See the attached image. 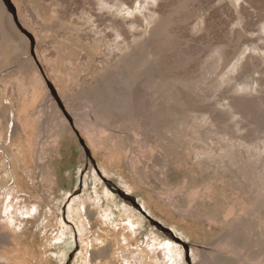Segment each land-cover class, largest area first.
<instances>
[{"label":"rangeland","instance_id":"obj_1","mask_svg":"<svg viewBox=\"0 0 264 264\" xmlns=\"http://www.w3.org/2000/svg\"><path fill=\"white\" fill-rule=\"evenodd\" d=\"M103 1L16 0L19 20L33 34L51 83L71 104L98 100L117 92L116 67L123 71L126 62L141 60L155 74L154 91L160 82L172 85L173 94L191 95L195 108L162 111L153 128L129 122L135 109L128 110L117 118L123 121L119 128L92 129L95 146L75 125L92 162L59 104V109L41 106L51 92L43 75L45 83L36 84L37 73L25 68L19 74L33 57L15 59L25 37L14 22L19 39L8 35L3 43L0 37V227L6 228L0 233L9 243L0 250V259L6 257L0 264H264V0H189L187 22L168 16L180 0H142L143 7L141 0H107L115 6ZM2 17L0 23L6 21ZM130 20L137 21L134 29ZM162 25L177 40L171 55L194 56L188 81L162 75L164 62L149 42ZM116 28L128 40L118 41ZM133 38L145 43L136 55L129 49ZM127 76L126 85L147 93L148 75L137 82ZM184 102L179 105L187 106ZM238 104L251 108L247 120L233 114ZM195 117L203 127L189 126ZM172 122L185 127L171 131ZM213 151L223 156L230 151L224 160L233 158L243 173L230 165L234 175L212 176L217 166L208 158L202 168L196 156ZM106 180L134 196L144 212Z\"/></svg>","mask_w":264,"mask_h":264},{"label":"bare ground","instance_id":"obj_2","mask_svg":"<svg viewBox=\"0 0 264 264\" xmlns=\"http://www.w3.org/2000/svg\"><path fill=\"white\" fill-rule=\"evenodd\" d=\"M13 3L15 4L16 8H17V11L20 13V9L18 8L17 4H16V0H12ZM105 3L108 5H114L107 2V0H104ZM103 1V2H104ZM158 1V0H157ZM197 1H200V0H197ZM254 1V0H252ZM114 2V1H113ZM189 2V0H180L178 1L177 3L173 4L172 6L169 7V12H168V16L170 19H173V21H180V22H187V20L189 21L188 16H189V9H188V6H187V3ZM146 3V1H142L141 0V4L143 7V5ZM108 5V6H109ZM148 5H152V4H148ZM118 6V5H116ZM171 8V9H170ZM150 10V9H149ZM157 11H155L156 13ZM0 13L3 15L2 19L3 18H6V21L3 20L2 23H0V34H1V39L3 40V43H7L6 41V38L7 36H11L13 38V41L14 40H18V35L15 34L12 30V27H13V24H14V21H13V15L12 13L7 10L4 2L2 0H0ZM133 13V12H132ZM132 16H134V13L132 14ZM1 19V20H2ZM167 19V18H166ZM191 19V18H190ZM109 20V19H108ZM5 21V22H4ZM172 21V20H171ZM96 22V21H95ZM115 22V21H114ZM4 23V24H3ZM129 25L132 26L131 29H134L135 27V24L137 23V21H132L130 20L129 22ZM119 24V23H117ZM134 26V27H133ZM139 26V25H138ZM142 26V24H141ZM140 26V27H141ZM163 26V25H162ZM168 25H165L163 26L164 29H162L163 27H161L160 29V26H159V29H154L152 30L151 32V36H150V46L151 48H153V52L154 54L160 59V62L163 63L161 66H163L161 70H163V76L165 77H169V78H172L174 77L175 79L177 77H179V80L180 78L181 79H184L188 81V78L190 75L189 74V71H188V66H189V63L190 61H192L191 59L194 57H191V55L187 54L186 52L185 53H181L180 55H178L179 53H177V55H175L174 51L172 53V55L174 54L175 56L171 58V54L170 52L172 51V49L174 47H176V43H177V40L174 38L173 36V31L168 27ZM115 27V26H114ZM137 27V25H136ZM25 28V27H24ZM26 30H28L27 28H25ZM115 30H117L118 32V36H117V40L119 41V39H127L128 40V37L125 36V33L123 31V29H118L116 28ZM136 30V29H135ZM29 31V30H28ZM139 31V30H137ZM30 32V31H29ZM31 33V32H30ZM177 33V32H176ZM32 34V33H31ZM139 35V33H135V37H137ZM143 36V35H142ZM24 37H25V47H24V51L23 53L19 50L17 56H16V60L17 58L23 56V55H31L30 54V46H31V41L30 39L24 34ZM134 37V38H135ZM178 36H176L177 38ZM133 38V41L130 42V45H129V49L132 50V55H136V52L139 51V50H143V48L141 47V49H139L138 47L139 46H142L144 45L143 42L141 44H138L137 41H135V39ZM140 38V37H139ZM23 39V37H22ZM132 39V38H131ZM137 39V38H136ZM141 40V39H139ZM9 41V40H8ZM140 42V41H139ZM147 43V42H146ZM179 43V42H178ZM114 44V43H113ZM9 45V44H8ZM105 45V44H104ZM119 45L122 47V44L119 43ZM106 46V45H105ZM118 47V46H117ZM178 47V46H177ZM176 47V48H177ZM105 48V47H104ZM21 49V48H20ZM122 49V48H121ZM176 51L175 52H178L177 49H175ZM224 50V48H223ZM146 51V50H145ZM226 51V50H225ZM222 50H218L217 51V54L218 53H221L222 54ZM228 52L226 51V54ZM142 54V53H141ZM171 56H170V55ZM153 55V53L151 54ZM155 55H153V57H155ZM194 55V54H193ZM145 57V54L144 56ZM130 59V58H129ZM145 61V59H144ZM159 61V60H158ZM168 61V62H167ZM166 62V63H165ZM127 63V64H126ZM125 64V69H123V71H120L118 70H115L114 69V76L117 78V83H119V88L117 89V92H114L109 90L107 91L108 94H104V97H101L100 99H94V100H91L90 102H86V101H80L79 103H76V104H71L70 103V98L68 99L67 97H64L61 92H60V88L54 84V87L57 91V93L59 94V97L61 98L62 100V103H63V106L65 107L66 111L68 112V114L71 116V118L73 119L74 121V124L77 125L81 131L83 133H86L87 135L90 136L91 138V144L92 146H95L97 142L93 141V132H92V129L95 127V130H96V127L98 128V132L103 129L105 131H112L113 128H119L120 125H122L123 121H120L118 122L117 121V118H120V117H126L127 114H128V110H132V109H135V112H132V113H135V119H128L129 122H136L138 126H144V128H153L154 126H156V123L158 122L159 120V114L163 111L164 113H168L169 115H171V113L173 111H177L178 113H182V111H184V109H187L188 107L190 109H193L195 108V105L192 104L193 100L194 99H191V95H187V94H181L179 96H177V94H173L172 92H174V86L170 85V86H164V84L166 83H162L160 82L158 88H159V91L156 92L154 91V86H156V82H157V79L156 77L154 76L155 74L152 72L151 68H147V69H143V63H146V62H143L141 60H132L130 61L129 63L126 62ZM148 63V62H147ZM160 64V63H159ZM147 65V64H146ZM144 65V66H146ZM121 67H123L121 65ZM120 67V68H121ZM237 67V66H236ZM27 69V73L28 71L30 73H32L33 75L35 73H37V76L34 78V83L36 84H41L42 82L45 83L43 77H42V74L39 70V67L37 66L35 60L32 58L31 60V63H27V64H24L22 63L21 64V71L19 72V74H24V69ZM158 68V67H157ZM143 69V70H142ZM186 69V70H185ZM19 70V69H18ZM182 70H185L184 73H181ZM24 71V72H23ZM16 73H18L17 71H15ZM16 73L14 75H16ZM39 73V75H38ZM190 73H192L190 71ZM132 75L133 76V80L134 81H138L140 78H142L143 76L145 75H148L149 77V82H148V85H147V93L145 94H141L142 92H137V90L135 91L134 88L131 86L129 87V85H126L127 84V79L129 76L127 75ZM154 74V75H153ZM18 75V74H17ZM16 75V76H17ZM25 75V74H24ZM109 76V75H108ZM183 76V77H182ZM159 77V76H158ZM191 77V76H190ZM145 78V77H144ZM233 78V77H232ZM107 79V78H106ZM111 80V79H109ZM147 80V79H145ZM53 81V80H52ZM104 81V80H103ZM148 81V80H147ZM182 81V80H181ZM186 81V82H187ZM107 82V81H106ZM109 82V81H108ZM175 82H179L178 79L175 80ZM18 83V82H17ZM19 83H20V79H19ZM112 83V82H111ZM180 83V82H179ZM104 84V83H103ZM183 84V83H182ZM35 85V84H33ZM106 85V83H105ZM111 86V85H110ZM116 86V85H115ZM38 87V86H37ZM108 86H106V89H107ZM36 86L34 87V90H35ZM110 89V88H108ZM107 89V90H108ZM113 89V88H112ZM197 89V88H195ZM163 90V92H162ZM192 90V89H191ZM159 92H162L164 94H158ZM102 95V94H101ZM48 99L47 101H45L44 104H42L41 106H48L50 108L53 109V107H56L57 109H59L58 107V104H57V101L56 99L53 97V93L51 95V92L49 93L48 95ZM71 96V95H70ZM73 96V95H72ZM182 100H184L185 104L187 106H180L179 105V102H181ZM72 102V101H71ZM178 102V104H177ZM73 103V102H72ZM50 104V105H49ZM240 104V103H239ZM236 105V111L233 112L234 115H240L241 118L243 120H247L248 119V115H251V114H248L249 111L251 110V108L249 107V110H248V107H244V105ZM47 109V108H46ZM41 110V109H40ZM21 111V110H20ZM19 111V112H20ZM45 111V110H44ZM23 112V111H21ZM41 112V111H40ZM48 112V111H47ZM253 112V111H252ZM59 113L60 115L62 116V118L65 117L63 111L60 109L59 110ZM131 113V112H130ZM90 114H93L94 115V119H91L90 118ZM19 115V114H18ZM131 115V114H129ZM253 115V114H252ZM39 116V115H38ZM133 116V115H132ZM254 117V115H253ZM125 119V118H124ZM214 121L215 119L212 118ZM178 120V119H177ZM193 120L196 122L195 124H189L190 127L192 126H195V127H198L201 128L204 126V123L202 121V119H198V118H193ZM127 121V122H128ZM191 122H193L191 120ZM257 123V122H256ZM129 125V123H128ZM172 125H173V128H171V131H174L176 132L177 130L179 131L180 129H184V125H182L181 127L179 126H175L172 122ZM133 126V125H132ZM219 129H221L219 127ZM49 130V129H48ZM136 130V129H135ZM159 131V130H158ZM160 132V131H159ZM210 134H213L214 132H217L218 134L221 133L220 130H217V131H213V130H209ZM15 133V132H14ZM13 133V134H14ZM162 133V132H161ZM132 135V134H131ZM233 136V135H232ZM158 136H156L157 138ZM161 137V136H159ZM176 137V136H175ZM83 138V137H82ZM132 138V137H131ZM204 138V136H203ZM203 138H198L199 141H203L204 143H207V141L203 140ZM231 139L234 138L233 137H230ZM243 140L246 141L247 139V136L245 137H242ZM133 140V139H132ZM210 140V139H209ZM135 141V140H133ZM247 142V141H246ZM218 143V142H217ZM220 144V143H218ZM219 146V145H218ZM223 146V145H221ZM233 147L235 148L234 144H230V145H227V147ZM187 147V146H186ZM199 148V146L197 147ZM209 148L210 147V144H209ZM223 148H225V146H223ZM228 149V148H227ZM200 151V149H199ZM207 152H205L203 155H198L196 156L197 159H199V165L200 167L204 168L205 164H204V161L203 160H206V159H210V162L217 166L220 167V170L217 171V168H211L210 169V173L212 176H215L216 178H221V175L220 173H232L233 175L235 173H233V170L232 168L230 167V165H235L237 167V169H239L241 171V168L235 164V161L233 158H231L230 162L229 160H224V157L226 156H230L229 153H231L230 151H227L225 153L226 156H223V155H219L216 153V151H213L212 153H210L211 155H208L206 154ZM237 153V152H235ZM202 154V153H200ZM89 156V155H88ZM91 158V157H90ZM92 162H93V158H91ZM221 160L222 162V165H224V167L221 166V162L219 161ZM217 162V163H216ZM224 163V164H223ZM229 163H232V164H229ZM158 165L160 166H163L164 167V161L162 160H158ZM234 166V167H235ZM223 169V170H222ZM242 172V171H241ZM98 173H99V170H98ZM215 173H217L215 175ZM243 173V172H242ZM100 174V173H99ZM196 176V175H195ZM223 177V176H222ZM228 178V177H227ZM231 180V179H230ZM239 181V180H238ZM109 185H113L112 183H110ZM117 186V185H116ZM223 186V185H222ZM120 193V192H119ZM120 197H122L125 201L127 202H132V200L130 199V197L126 196L125 194H123L122 192L119 194ZM249 199V198H248ZM130 200V201H129ZM250 203V202H249ZM254 208V207H253ZM9 210V209H8ZM254 210V209H253ZM8 224V223H7ZM15 224V223H14ZM153 224L157 226L158 229L164 231L168 236L170 237H173L171 232L165 228H163L162 226H160L158 223H156V221H153ZM9 226V225H8ZM10 227V226H9ZM1 230H6L5 227H0ZM10 230V229H9ZM8 231V229H7ZM11 231V230H10ZM4 232V231H3ZM2 233V232H1ZM0 233V250L1 249H4V246L6 244H9L8 243V237H6V235H2ZM126 235V234H125ZM126 239H128L126 237ZM175 239V238H174ZM178 241V240H176ZM179 242V241H178ZM11 244V243H10ZM184 246L187 248V245L184 244ZM10 248V247H9ZM4 256V255H3ZM161 256V255H160ZM5 259L6 260V257L4 256L2 259L0 260H3ZM146 259V258H145ZM167 259V257H166ZM165 259V261H166ZM162 260V259H161ZM159 259V262L161 261ZM190 261V259H188V262ZM145 263V262H144ZM190 263V262H189ZM153 264H157L155 261L153 262Z\"/></svg>","mask_w":264,"mask_h":264},{"label":"water","instance_id":"obj_3","mask_svg":"<svg viewBox=\"0 0 264 264\" xmlns=\"http://www.w3.org/2000/svg\"><path fill=\"white\" fill-rule=\"evenodd\" d=\"M2 1L4 2V4H5L7 10H9V11L12 13V15H13V19H14V22H15L16 26L18 27V29L30 39V41H31V46H30V54H31V56L33 57V59L35 60L37 66L39 67V70H40L41 74L43 75V77H44V79H45V81H46L48 87L51 89V92L53 93V96L55 97L57 103H58L59 106L61 107V109H62L64 115H65V116L67 117V119L69 120V123H70L71 127L73 128L75 134H76L77 137H78L79 143L83 146V148H84L86 154L89 155V157L92 158V155H91V153H90V150H89V148H88V146H87L85 140L82 138L81 134H80L79 131L76 129L73 119H72L71 116L68 114V112L66 111L65 107L63 106V103H62L61 98L59 97V94L57 93V91H56L54 85H53V84L51 83V81L48 79V77H47V75H46V73H45V71H44L43 66L41 65V63L39 62V60H38V58H37V55H36V52H35V46H36V43H35V38H34L33 34H31L28 30H26V29L23 27V25L21 24V22H20V20H19V17H18V13H17V8H16L15 4L13 3V1H12V0H2ZM106 182H107L108 187L111 188L112 190H114L115 192H117L118 194H120V193L122 192V193L125 194L126 196L130 197V199L132 200V202H129V203H131V204L134 205L135 207L139 208L142 212H144L143 209H142V207H141V205L137 202V200L134 198V196L128 194V193L125 192V191H123L122 189H120V188H119L118 186H116L115 184H114V186H113V185H109V184H110L109 181L106 180ZM119 192H120V193H119ZM148 218H149L150 220H154V219H152L149 215H148ZM154 221H155V220H154ZM156 223H158V224H159L160 226H162L163 228L169 230L168 228H166L165 226H163L160 222L156 221ZM169 231H170V230H169ZM174 238H175V237H174ZM175 239L178 240L177 238H175ZM185 249H186L187 259H190L191 257H190V254H189L188 248L185 247Z\"/></svg>","mask_w":264,"mask_h":264}]
</instances>
